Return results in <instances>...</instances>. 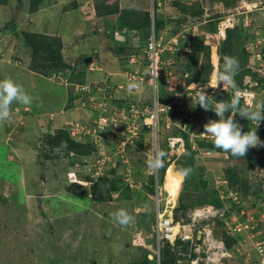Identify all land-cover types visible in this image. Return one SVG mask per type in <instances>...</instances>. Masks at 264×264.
<instances>
[{
	"label": "rangeland",
	"instance_id": "obj_1",
	"mask_svg": "<svg viewBox=\"0 0 264 264\" xmlns=\"http://www.w3.org/2000/svg\"><path fill=\"white\" fill-rule=\"evenodd\" d=\"M29 1L8 0L4 3L0 0V56L6 57L7 61L11 55L16 61L23 59L26 63L24 65L32 71L30 65L34 52L24 46L20 40L25 24V22L21 24L24 21L23 11ZM47 1L49 2L47 5L45 3V6L53 4L50 3L51 0ZM117 1L121 9L133 7L148 9L151 14L154 11L157 18L168 23L157 39L162 38L168 48V41L174 37L172 32L178 30L176 35L179 34L180 40H184L183 45L188 49L183 50L182 55L180 54L182 60L177 59L176 52L171 53L165 50L161 57L162 64L159 65V86L156 95L150 74L152 61L147 54L148 45L153 38L152 31L149 37L138 31H126L116 26V16L114 20L96 19L92 0H63L55 4L62 5L64 8L66 5L74 7L75 2H85L82 16L87 20L93 18L86 30H69L63 25L64 22L38 14L41 20L38 28H44V18L50 20L49 25L46 24V29L42 31L56 34L60 26L59 32L64 34V39L60 36L63 43L62 50L66 43L77 47L76 49L71 48L66 53L65 61L71 65L72 69L68 70L65 75L70 76L61 75V80L57 78L55 80L62 83L68 81L66 84H69L71 83L70 77L72 84H90L100 88L97 99L104 107H90L91 105L88 107V103L87 107L78 104L75 106L71 105L69 100L64 105L63 96L66 95L64 87L57 83L54 86L39 77H33V103L27 112L30 116L35 113H44L38 116L42 122L41 126L36 127L37 125L34 124L32 126L33 122L28 117L26 120L20 117L11 118L4 126L6 129L0 138V264H158V261L152 259L157 253V241L153 236L156 211L159 208L166 210L169 207V210L173 209L175 216L180 217V221L188 223L192 220L193 213L202 207L196 206L176 213L175 209L179 205L184 190V178L176 174L179 168L172 159L177 156V151L183 148L182 144L179 146L177 143L178 140L175 141L177 143L175 149L169 150L166 146L169 138L173 137L177 129L191 131L190 142L194 143L200 136L199 134L204 132V125L208 120L219 119L212 110L205 111L199 106L198 94L193 89L197 85L200 88H206L210 101L214 103V96H223L224 92L231 88H225L218 82L219 73L217 75L213 72L212 59L210 60L212 71L209 74V80L203 86L200 84L199 77L206 75L202 72L204 69L201 70L200 67L207 66L209 62L207 58H201L196 67L199 70L197 75L193 73L191 70L193 68L187 65L191 62L189 59L193 55L190 41L193 37H202L208 33L204 23L209 27L211 21L236 12L242 0H239L235 7L230 8H227L220 0ZM155 1L159 4L156 10ZM176 2L181 3L179 5L183 2H193L196 4L195 7H202L204 14L197 18H187L188 20L183 22L184 15L180 12ZM61 10L60 7L59 12ZM240 11L243 10L240 9ZM75 16L79 19L81 15L78 13ZM254 23L257 27L252 25L249 28L250 31L258 32L260 36L263 35L264 22L255 20ZM113 28L115 38L117 34L124 37L122 43L114 41ZM37 31L40 32L38 29ZM53 37L57 36L51 38ZM224 40L219 37L217 27V32H212L206 40L211 47L210 58H212V52L217 50ZM55 44L56 42L50 47L54 45L52 47L56 48ZM120 48L122 52L118 51ZM7 54H9L8 57ZM216 56L217 65L220 66V55L218 56L217 53ZM249 56V64L252 67L254 61L252 55ZM38 63L34 62L39 67ZM1 71H3V65L0 63V74ZM212 72L215 75L212 76ZM254 73L262 78L264 69L261 68V71ZM54 74H48L47 79L54 82ZM186 74L189 76L186 77ZM179 80H184L186 85H191L193 92L189 97L186 96L187 93L180 97L181 92L178 90L184 88L177 87L180 85ZM244 84L248 92L255 94L254 100H250L253 105L264 102V88L257 85L254 77L246 78ZM132 85L135 87H131ZM228 93L232 94L230 91ZM77 95L75 98L82 96L79 92ZM69 96L72 98V95L69 94ZM156 96L163 104L161 107H166V111H158L157 120L152 118L153 101ZM130 103L136 104L139 109L134 127L126 130H120L119 126L97 129L98 118L102 113L101 117L108 116L107 113L110 112V115L119 120L120 117L117 115L127 111ZM18 105L21 111L26 107V105ZM61 109L65 113V118L61 119V122L76 124L72 127L75 132L74 136L73 132L71 134L73 138L102 145L104 152L109 156L108 163H111V166L107 164L104 169L106 170L104 178L107 179L104 182L99 181L103 201H96L95 196H92V182H90V180H97L94 170L91 173V169L95 168L94 163L103 156L94 153L91 157H85L84 162L75 167V171L72 170L70 174H65L70 169L68 164L60 158L55 159L56 155L50 148L45 151L47 145L43 147L46 133L44 129L48 128L44 127L45 121L53 116L55 120L60 118L57 114ZM185 119L191 123V126L188 125L186 128ZM51 123L53 124L52 121ZM32 127L34 129L36 127L37 130L35 131ZM87 129L91 130L89 134L88 132L85 134ZM250 129L256 130L254 127ZM256 131L264 133V130ZM128 137H130L129 144L120 147V143ZM200 137L206 143L213 141L211 136ZM259 138L264 141V138L260 136ZM160 151L166 153L164 163L168 164V168L164 174V181L155 183V194H151L147 187L150 185L152 176L155 181L159 179L161 168L151 170L147 162L151 155ZM196 151V167L204 170L202 173L208 182V187L219 191L224 207L218 210L216 218L202 221L197 225L194 231L195 238L192 241L172 246V250L181 256L179 263L191 264L194 259L192 255L207 258L220 250L215 249L220 246L217 242L211 249L208 244L197 242L198 231L207 225L214 229V235L215 233L221 234L222 231H226L231 236L238 235L242 243L241 251L244 253L243 256H235V258L222 261L220 254L217 253L212 264H253L264 260V257L256 252L255 246L259 241L264 243V213L261 214L264 211L263 150L259 152L257 149V152L252 153L250 157V163H253L252 169L246 168L245 164L224 159L219 151L210 148H200ZM49 157L50 159H46ZM113 169L116 173L112 172ZM227 169H234L240 178L249 182L248 185L252 187L251 192L240 191L237 194L233 190L234 192L231 191L227 195L223 188ZM198 173L201 174V172ZM169 179L173 180L169 181ZM174 181L178 184L176 203ZM113 183L117 184L120 191L111 190L110 195L106 194L103 190L112 188ZM187 195L188 193L183 196L186 203L188 202ZM232 201L236 202V207L230 205ZM240 206L243 209L241 212L238 211ZM120 209L126 210L132 217L127 225H121L113 219L112 214ZM229 209H232L230 210L232 213L226 214L227 218H225V213ZM237 221L249 228L239 233L236 232L233 223ZM252 226L255 230H252ZM143 229L147 230L149 235H143ZM149 245H152L154 249H148ZM199 263L205 264L206 261L201 260Z\"/></svg>",
	"mask_w": 264,
	"mask_h": 264
},
{
	"label": "trees",
	"instance_id": "obj_2",
	"mask_svg": "<svg viewBox=\"0 0 264 264\" xmlns=\"http://www.w3.org/2000/svg\"><path fill=\"white\" fill-rule=\"evenodd\" d=\"M2 1H4L5 3L8 0H2ZM21 1L23 2V0ZM220 1L227 8H230V7H235L239 0H220ZM253 1H256V0H253ZM45 2H48V1L47 0H30L29 1V4L27 5V9L23 11V18H24L23 23L25 22V24H24V31L21 32V35H20V40L22 41L24 46H26L28 49L34 52L32 55L33 64L31 63L30 65V68L32 69V71L40 75H44L46 77L48 76V74L55 73L54 74L55 79L57 78L58 80H60V76L65 74L67 70L70 68V65H68V63L65 61L66 59L64 55L65 51L64 49L62 50L63 43L60 37H58L55 34L54 36H57V37L51 38L52 36L45 35L42 29H40V32L37 31L36 27L31 25L32 23L30 22V20L27 21V19H29L30 17L33 19L34 23L41 24V20L39 19V16L37 15L38 13L37 10ZM156 2L157 1L154 2L155 10H156V6L158 7L159 5ZM50 3L56 4L57 1L51 0ZM81 3L75 2L74 7L72 6L73 8L68 7V5H66L62 9L61 13H59L60 16L57 17L56 15L53 14L54 15L53 19H57L56 21L63 22V20L68 17L73 20V24L76 23L78 21V17H76L75 15L78 13L81 14V7H82ZM192 3L193 2H188V3L183 2L182 5H179L181 3L176 2V5L179 7L180 12L182 13V15H184L183 22L188 20L187 18H197V17H201L204 14L202 7H195L196 4L194 3L192 4ZM94 9H95V17L98 20H102V21L106 19L114 20V16H116L117 17L116 26H119L120 28L125 29L126 31H138L140 32V34H144V36H147V37L151 35V31H152L151 15L152 14L150 13L148 9H140V8H135V7L121 9L120 3L117 0H94ZM42 14H44V16H49L48 15L49 13H46V12ZM250 16H256L257 21L264 22V18L260 16L258 13L250 14ZM43 20L45 24L49 25L50 20L48 18L46 19L44 18ZM220 20H221V16L217 20L211 21L209 23V27L208 25H206V23H204V26L206 30H208L207 31L208 33L202 37H196V38L193 37L190 41L191 50L193 51V55L190 57V59L188 57V59L191 62L187 65L189 68H193L191 69L193 70V73H196L197 75V71L199 70H197L196 67L198 66L199 60L201 58L203 59L205 57L208 59V62H209L207 63L208 64L207 66L200 67L201 70L204 69V71L202 72L206 73L204 77H199L198 79L201 85H205L208 82L209 74L212 71V65L210 62L211 47L209 44H207L206 40L210 37L212 32L214 33L217 32V27H218ZM154 21H155V25H154L155 35L159 36L160 32L164 28H166V25L168 23L166 21H162L156 16H155ZM252 25L256 27L255 23H252ZM59 27L56 33H59ZM249 28H245L241 24L239 26H236L234 29H228L226 32L225 40L222 41L220 45L218 46V50H219L218 52L220 55L219 72H221L223 69V63H224L223 58L225 56L236 57L239 61V71L234 78L236 88H238L239 90L246 89L244 81L247 77H254L257 80V85L260 87L262 86L264 88V77L259 78L258 74L253 72V68L249 64L250 52L247 51L246 44L251 39L256 38L255 32L252 33ZM177 31L178 30H175L174 32H172V36H175L177 34ZM145 32H147L146 35H145ZM16 35L19 36L18 34ZM113 38L116 43H119V44L122 43L116 40L114 28H113ZM52 41L54 42L52 43ZM55 42H56L55 44L56 48L52 47L54 45L50 47V45L54 44ZM183 42L184 40H182V43ZM184 46L185 45H182L183 50H185V48L187 47V46L185 47ZM118 51L122 52L121 48L118 49ZM180 54L182 55L181 52H176L177 59L182 60V57L180 56ZM34 62H39L38 63L40 64L39 67L35 65ZM215 63H217L216 57H215ZM68 85L73 86L72 83H69ZM81 85H87V84H81ZM231 91L234 93V89L231 88ZM93 93H94V88H92V92L91 94H88V96L75 98L76 95H75L74 86H73V89L69 90V94L72 95V98H69V101H71V105L74 104L75 106L77 104L82 105V103H85L86 105L88 103V107H89L90 105L89 98L91 97ZM69 94L67 93L66 96H68ZM232 97L233 95L228 92H224L223 96L216 95L214 96V100H215L214 103L209 101L210 107H212L218 101L230 102ZM162 102L164 103V100H162ZM240 106L241 107L245 106L244 102L241 99H240ZM213 114L216 115L214 111H213ZM230 114H231L230 112L226 113L225 116L227 117ZM107 115H109V113H107ZM234 119H235V122L239 123L242 126L243 132H247L251 130L250 129L251 123L248 120L241 118L239 115H237ZM51 121L52 120L48 118L44 124V127H48V128L44 129L46 133H45V137L43 140L44 141L43 147L47 145L45 147V151L48 148H50L56 155V157L54 156L55 159L60 158V160H63L66 162V164H68L70 169H68L69 172H65V174H70L72 170L75 171V167L77 165L79 166L80 163H83L84 162L83 159H85V157H88V156L91 157V155L94 153H97V155L99 156H104L106 154L104 152L105 150H104V147H102V145L97 146L92 141L90 142H88L87 140L80 141V140H76L75 138H73L71 134L74 129L72 127L76 126V124L71 123L68 125L69 127L67 128L66 127L56 128L51 123ZM185 121H186V128L188 127V125L191 126V123H189L188 120L185 119ZM191 135H192V132L187 129H177V132L173 133L172 138H169L170 136L168 137L169 142L167 143V146H166L167 148H169V150L171 149L173 150L177 147V143L179 144V146L180 144H182L183 149L181 151L178 150L180 152L177 151V156L174 159H172V161L175 162L176 166L179 169L180 168H191L192 169L191 173L187 177L183 176L184 190L182 191L179 205L177 209H175L176 213H178L180 210L184 211L185 209H188V208H194L196 206H205V205H212L216 207L217 209L221 210L224 206L220 199V196L218 193L219 191L215 190V188L208 187V182L202 173L204 172V170L196 167V154H197L196 150L200 148H205V149L210 148L212 150H216L217 152L219 151L222 154V157H224V159L234 161L235 163H241L243 165L245 164L246 168L252 169L253 163H250V159H251L250 157L252 153L257 152V149H259V152L263 150L262 165H264V147L250 148L248 151V154L244 158L233 157L231 156L230 153H225L222 149H217L214 146L213 141L206 143L205 140L203 141V139H201L202 137L200 136L197 137L198 139L194 143H191L190 142ZM176 140H178L177 143L175 142ZM46 159H50V157ZM107 164L111 166V163H106V165ZM167 168H168V164L164 163V166L161 167V170L159 171V183L160 182L162 183V181H164V174ZM105 171H103L101 175L97 177L95 176L96 178L94 177L98 181L90 180V182H92V187H91L92 192H93L92 196H95L96 201L104 200L103 193L101 192V189H100L101 183L99 181H103V182L106 181L107 178H104ZM112 172L116 173L114 169L112 170ZM198 172H201V174H199ZM91 173L88 172V174H91ZM225 176L226 178L224 181L226 182V184L223 186V188L225 192L227 193V195L229 194L230 191H233V190H235V193L237 194H239L240 191L251 192L250 189H252V187L248 185L249 182H246L244 181V179L240 178L238 172H236L234 169H227ZM155 183L156 181L154 177L152 176L150 185L147 187L148 192L151 194H155V191H154ZM111 190L114 192L120 191L116 183H113L112 188L105 189L103 191L106 192V194L110 195ZM186 193H188L187 203L183 199V196ZM2 200L5 201L4 199ZM192 200H195V201H192ZM189 201H191L192 203ZM230 205H232L233 207H236L237 204L236 202L232 201ZM230 210L232 209H229L227 213H225V215L226 214L229 215L231 212ZM241 210H242V206L238 207V211H241ZM175 218L176 220H180V217L178 215L175 216ZM219 220H216V221L219 222ZM215 235L216 237L223 240L228 251L233 252L235 256H238L236 249L234 248L235 244H237V241L231 235H229L226 231H222L221 234L215 233ZM180 243L181 241L177 242V244H180ZM192 256L193 258L196 257V255H192ZM180 260H181V256L172 250V245H170L169 243L165 244V246L162 248L161 264H180L179 263ZM147 261H149L148 257H147Z\"/></svg>",
	"mask_w": 264,
	"mask_h": 264
},
{
	"label": "clouds",
	"instance_id": "obj_3",
	"mask_svg": "<svg viewBox=\"0 0 264 264\" xmlns=\"http://www.w3.org/2000/svg\"><path fill=\"white\" fill-rule=\"evenodd\" d=\"M153 20H155V16L153 17ZM153 22H154L153 28H151V29H152V32L155 33V29H154L155 21H153ZM120 36L122 38H124L121 34H120ZM120 42H122V41H120ZM212 54H214V52H212ZM218 55H219V52H218ZM215 57L216 56H214V58H211L212 59L211 62L213 65V72L215 74L217 73V75L219 73V75H218L219 81L218 82H220L223 85V87H225V88L231 87L232 89H234V93L228 88V91H226V92L230 91L233 94L231 101L230 102L218 101L212 107H209L210 95H208L207 89L206 88H200L198 85L193 89L198 94L199 106L201 108H203L205 111H209V110L214 111L216 116L219 117L218 120H211V119L208 120L207 123L204 125V132L200 133L199 135L203 136V137L211 136L213 138L214 146L217 149H222L225 153H230L231 156H233V157L244 158L248 154V151L250 148L264 147V141L260 140L259 136L257 135V133H259V132H257L256 130H249L247 132H243L242 126L239 123L235 122L234 118L237 115H239L241 118L248 120L251 123V127H254L253 124H255V125H257V128H258L260 123L262 121H264V102L257 103L253 107L249 106L246 103V99L248 97H246L244 94L254 95L252 100H254L255 94L253 92H248L247 88L241 89V90L236 88L234 78L239 71V61L236 57L225 56L223 58L224 63H223V69L221 72H219V70H218V72L215 71V67L213 64ZM218 67H220L219 64H218ZM213 72H212V76H213ZM186 75H187L186 77L189 76V74H186ZM158 78L152 80V87L155 90L156 95H157V89L159 86V79ZM180 81L181 82L178 84H180L181 86L178 85L177 87L184 88L183 90H181V89L178 90V92H181L180 97H183L185 93L188 94L189 92H191V93L193 92V90L190 87L191 86L190 84L186 85L184 80H180ZM183 83H185V86L182 85ZM72 85L75 87L74 88L75 95L78 96L76 93V88L78 86H82V85L81 84H79V85L72 84ZM87 85H90V84H87ZM90 86H91V88H94V92L96 93V91H97L96 89L98 87L92 86V85H90ZM131 87H135V85H132ZM97 95H98V93L95 94L96 98H97ZM186 96L189 97L188 95H186ZM240 99L244 102L245 106H243V107L240 106ZM14 102L29 106L33 103V97L31 95H29L24 90L22 85L16 83L13 79L6 78L3 80H0V124L4 123L6 121H9L12 118V107L11 106ZM97 102H99V100H97ZM157 106H158V109L164 108L166 111V107H161V106H163V104H161L158 101L157 96H156L154 101H153V109L155 110V108H157ZM229 112L231 114L226 117L225 114L229 113ZM108 113H109V115L111 114L110 112H108ZM157 117H158V114H157ZM157 117H156V120H157ZM155 126H156V124H155ZM165 157H166V153H164L162 151L156 152L154 155H151L148 162H147L148 168L151 170H158L159 168L163 167ZM191 171H192L191 168H180L179 170H177L176 174L178 176L187 177L191 173ZM158 181H159V179L157 178L156 184ZM224 184H226L225 181H224ZM263 206H264V204H263ZM203 208H205V209L209 208V212L207 214H205L203 217L198 218L195 222H193L192 220L190 222H188V224L194 223V226H193L194 231H196L197 225H199L202 221H207V220L210 221V219L216 218L218 216V210H220V209H217L216 207H214L212 205H205V206L198 208L197 210L203 209ZM263 209H264V207H263ZM262 213H264V211L261 212V214ZM112 216H113L114 221L120 223L121 225H127L132 220V217L124 209H120L119 211L113 213ZM192 218H193V216H192ZM225 218H227V217L225 216ZM156 219H157V211H156ZM174 219L176 222L183 223L182 220L181 221L176 220L175 215H174ZM184 224H186V223H184ZM233 224H235L234 228L236 229V226L240 223H238V221H237V223H233ZM242 226L244 227L243 230L249 228V226H245V225H242ZM251 228H252V230H255L254 226H252ZM143 230H142V234H143ZM213 230L214 229L212 227H209L208 225L205 227H202L201 231H198V233H197L198 234L197 238H196L197 242L201 241V242H203V244H208L210 246L209 249H211V247H213V245L216 242L219 243L220 246L216 247L215 249H217V250L220 249L219 251H217V253L220 254L219 257L221 258V261L223 259L235 258L234 253L228 251L223 240L216 237V235H214ZM194 231H193V237L189 238L188 240H182L181 238H178L175 241L174 245L171 244L170 242H166V244L169 243L170 245L175 246L178 241H181V242L192 241V239L195 238ZM236 232H238L237 229H236ZM229 235H231V234H229ZM232 237L237 241V244H235L234 248L236 249L238 256H243L244 253L241 251V246H242L241 239L239 237H237L236 234H235V236H232ZM259 242H262V241H259ZM259 242H257V243H259ZM256 244H255V246H256ZM199 247H200V245H199ZM222 248H224V250H222ZM256 252L258 253L259 251L256 249ZM217 253H213L212 257L208 256L207 258H204L202 256H196L191 261V264H193L192 262H196V264H200L199 262L201 260H205L206 261L205 264H212L213 261L216 259ZM161 254H162V249H161ZM223 254H225V255H223ZM262 256L264 257V255H262ZM152 259H155V261H158V264H161V255H160V260L156 257L152 258ZM262 260L259 262H255L253 264H262V262H264V260L263 261Z\"/></svg>",
	"mask_w": 264,
	"mask_h": 264
},
{
	"label": "built area",
	"instance_id": "obj_4",
	"mask_svg": "<svg viewBox=\"0 0 264 264\" xmlns=\"http://www.w3.org/2000/svg\"><path fill=\"white\" fill-rule=\"evenodd\" d=\"M240 9H242L243 11H240ZM254 13H258L260 16H262L264 18V0H256L253 2H248L247 0H242L241 6L236 8V12H234L228 16L221 17V20L218 24L219 37L221 39H225L226 38V32L228 29H234L236 26H239L241 24L245 28L251 27L252 23H254L255 20L257 21L256 16H250V14H254ZM153 14H154L153 15V17H154L155 16L154 11H153ZM263 25H264V23H263ZM256 27H257V25H256ZM255 34H256V38L251 39L250 41L247 42L246 49L248 52H250V54L252 55V60L254 61V65H252L253 71L257 72V71H261V68L264 69V51H263L264 50V34L261 36L258 32H256ZM152 37L153 38L151 39V41L148 45V53L147 54H148V58L150 59V61H152V65L150 66V74L152 76V80H154V79H157L160 75V72H159L160 66L159 65L162 64L161 57L163 56V53L165 52V50H168L171 53H174V52H181L182 53L183 43L179 38V34L175 35L173 38H171L168 41V43H167L169 45L168 48L166 47V44L163 42L162 38L157 39L159 36H156L154 32H153ZM185 49H188V47H186ZM217 50L215 49V51H213L215 54H212V58H214V56H216V54L218 53ZM216 59L218 61L217 56H216ZM213 64L215 67V71L218 72V70H219L218 65L215 63H213ZM180 82L181 81L179 80L178 83H180ZM182 85L185 86V83H183ZM211 86H213V84H211ZM96 90H97L96 93L100 92V88H97ZM78 92L82 94V96H80V97H86V96H88V94H91L92 88L90 85L78 86L76 88V93L78 94ZM96 93L94 92L91 95V97L89 98L90 105H91L90 107L99 106L100 108H102V107H104V105L100 102H97V98L95 97ZM187 95L190 96L191 92H189ZM244 95L246 97H248L246 99V103L249 106L253 107L254 105L252 104V102H250V100H252L254 95H252V94H249V95L244 94ZM104 104L106 105V103H104ZM81 106H86V105H85V103H82ZM103 110L105 111V109H103ZM159 110H160V112L165 111L164 108L158 109V106H157V108H155L153 116H152V118H155V120H156V117H157ZM138 115H139V109H138L137 105L130 103L127 111L121 112L120 115H117L118 117H120L119 120H117L116 117L113 115H108L106 117L100 116L98 118L99 121H98L96 127L98 130H102L103 128H108L109 126L110 127L114 126L115 128H117L119 126L118 128L120 130L130 129L131 127H134L135 123L137 122ZM145 124H147V122ZM253 126L256 130H259L261 132L264 130V121H262L260 123L258 128H257V125H255V124H253ZM90 131H91L90 129H87L85 131V134L87 132L89 134ZM74 133L75 132H73V136H74ZM257 135L260 136L261 138H264L263 132L257 133ZM134 136H136V133H134ZM111 138H112V136H111ZM131 138H132V136H131ZM129 141H130V137L126 138V140H123L119 146L125 147L127 144H129ZM97 146H100V145H97ZM123 152H124V148H123ZM108 157L109 156L105 154L103 156V158L101 157L99 160H97L94 163L95 168L91 169V171L93 172V170H94L96 176H99L103 173L104 169L106 168V163H108L110 161V159ZM208 212H209V208L208 209L203 208V209L196 210L193 213L192 221L195 222L198 218L203 217ZM193 226H194V223L193 224H188V223L184 224L181 222H176L174 219L173 209L169 210V207H168L166 210H163V212H162V210L159 208L157 210L156 223L153 226V236L155 237V239L157 241V246H156L157 247V253L155 255L156 258H158L160 260L161 249L166 244V242H170L171 244L174 245L175 241L178 238H181L182 240H188L189 238H192L193 237V231H194ZM236 229L238 232H240L244 229V227L241 224H238L236 226ZM139 239L140 238H138V240ZM147 248L148 249H154V247L152 245L147 246ZM256 249L259 251V253L261 255H264V243H262V242L257 243ZM223 255H225V254H223ZM192 263L196 264V262H192Z\"/></svg>",
	"mask_w": 264,
	"mask_h": 264
},
{
	"label": "crops",
	"instance_id": "obj_5",
	"mask_svg": "<svg viewBox=\"0 0 264 264\" xmlns=\"http://www.w3.org/2000/svg\"><path fill=\"white\" fill-rule=\"evenodd\" d=\"M57 1V3H59V1H63V0H56ZM93 1V3H94V0H92ZM49 2V1H48ZM48 2H45L44 4L45 5H47L48 4ZM86 2V1H85ZM81 3L82 4V7H81V14L79 13V15H81L80 16V18L78 19V22H76V23H74L73 24V20L72 19H70V18H66V19H64L63 20V22H64V24L63 25H65L68 29L70 28V30L72 29V30H75V29H77V30H79V29H83V30H86L87 28H88V25L91 23V20L93 19V18H91V19H85L83 16H82V14H83V6L86 4V3ZM41 5L40 7H39V9L37 10V15L38 14H42V13H44V12H46V13H49L48 15L50 16V17H52V18H54L53 16L54 15H57V17L58 16H60V14L59 13H61V11L59 12V10H60V7L63 9V7H62V5H55V4H52V5H49V6H45V5ZM53 5H55V6H53ZM94 5V4H93ZM26 9H27V6H26ZM27 11V10H26ZM93 11H95L94 10V7H93ZM92 12V11H91ZM54 14V15H53ZM91 14H93V13H91ZM39 16V15H38ZM51 19V18H50ZM28 20H30V22L32 23L31 25H33V26H35L36 27V30L37 29H41V28H38V25H40L39 23H34V21H33V19L32 18H30L29 17V19H27V21ZM53 20V19H52ZM23 22H21V24H22ZM36 24V25H35ZM38 24V25H37ZM46 24H45V26H44V28L42 29V30H45L46 28ZM45 33V35H49V36H54L55 34L54 33H51L50 34V32H44ZM56 35L58 36V37H63V39H64V34L63 33H56ZM18 43H20V42H18ZM66 46L63 48L64 49V55H65V58H66V53L71 49V48H74V49H76L77 47L76 46H74L73 47V45H70V44H68V43H66L65 44ZM76 47V48H75ZM1 51V50H0ZM9 56V54H7V57ZM25 61L22 59V60H20V61H16L15 60V58H14V56L13 55H11L10 56V58L8 59V61H7V58L6 57H3V56H0V63L3 65V71H1V74H0V79H2V78H4V79H6V78H11V79H13L16 83H18V84H20V85H22L23 86V88H24V90L29 94V95H31L32 97H33V90H34V86H33V84L32 83H34V81H33V77L35 76V77H39V78H41V79H43V80H45L48 84H51V85H56V83L57 84H59V86H61V87H64L65 89H66V94L68 93L69 94V90H71V89H73V86H69V85H67L66 83H68V81L67 82H64V83H62L61 81H56L55 80V77H54V75H53V77H54V82L52 81V80H48L47 79V77H43L42 75H40V74H38V73H36V72H34V71H31L29 68H27L25 65H26V63H24ZM25 64V65H24ZM69 65V64H68ZM70 69H72V67H71V65H70V68L68 69V70H70ZM68 70H67V72H68ZM93 74V73H92ZM62 76H70V75H65V74H63ZM61 77V76H60ZM61 80V79H60ZM69 80H70V82L72 83V80H71V78L69 77ZM103 94V93H102ZM69 95L68 96H66V95H64L63 96V99H64V105H66V103H67V100H69ZM98 100V99H97ZM66 101V102H65ZM19 103H16V102H14L12 105H14L13 107H12V118H18V117H20L21 119H24L25 118V120H26V118L28 117V118H30V120L33 122L32 123V126H34V125H37L36 127H40L41 125L40 124H42V122H41V119L38 117V116H41V115H44V113H35V115H31L30 116V114L27 112L28 110H29V108L30 107H32L31 105L30 106H26V107H24V110H22L21 111V109H20V107H19V105H18ZM21 106H22V104H21ZM50 115H52V114H50ZM57 115H60V118H56V120L54 119L55 117L53 116V117H50L49 119L50 120H52V122H53V125L56 127V128H67V127H69L68 125H69V123L68 122H66V121H63V122H61V119H64L65 118V113L63 112V110L61 109V111H60V113L59 114H57ZM35 116H36V118H35ZM56 116V115H55ZM38 118H39V122H38ZM9 122L8 121H6V122H4V123H2V124H0V138H2L1 136L3 135V131H4V129H6V127H4L6 124H8ZM34 124V125H33ZM12 125V124H11ZM19 126V125H18ZM36 127H35V129H34V127H32L35 131L37 130L36 129ZM45 131V130H44ZM237 237H238V235H236ZM232 261V260H231Z\"/></svg>",
	"mask_w": 264,
	"mask_h": 264
},
{
	"label": "water",
	"instance_id": "obj_6",
	"mask_svg": "<svg viewBox=\"0 0 264 264\" xmlns=\"http://www.w3.org/2000/svg\"><path fill=\"white\" fill-rule=\"evenodd\" d=\"M151 18H152V28H153V24H154V20H153V14L151 15ZM116 40L117 41H123V38L120 36V35H116ZM146 234V235H149V233L147 232V230H143V235Z\"/></svg>",
	"mask_w": 264,
	"mask_h": 264
},
{
	"label": "bare ground",
	"instance_id": "obj_7",
	"mask_svg": "<svg viewBox=\"0 0 264 264\" xmlns=\"http://www.w3.org/2000/svg\"><path fill=\"white\" fill-rule=\"evenodd\" d=\"M215 64H217V63H215ZM213 74H214V73H213ZM214 75H215V74H214ZM216 76H217V75H216ZM215 78H216V77H215ZM215 78H214V79H215ZM217 81H218V80H217ZM214 85H215V83H214ZM214 87H215V86H214ZM170 180H173V179H169V181H170ZM169 181H168V182H169ZM174 182H175V190H176V196H175V203H176L177 187H178V184L176 183V181H174ZM167 184H168V183H167ZM165 185H166V184H164V186H165ZM162 211H163V210H162Z\"/></svg>",
	"mask_w": 264,
	"mask_h": 264
}]
</instances>
